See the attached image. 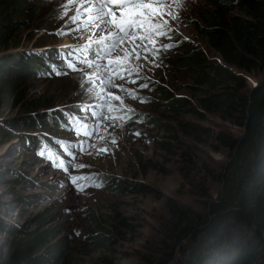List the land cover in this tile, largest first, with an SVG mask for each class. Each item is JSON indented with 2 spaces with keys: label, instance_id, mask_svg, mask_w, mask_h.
Instances as JSON below:
<instances>
[{
  "label": "rangeland",
  "instance_id": "rangeland-1",
  "mask_svg": "<svg viewBox=\"0 0 264 264\" xmlns=\"http://www.w3.org/2000/svg\"><path fill=\"white\" fill-rule=\"evenodd\" d=\"M47 3L5 50L31 62L34 71L16 95L0 103L5 131L0 249L34 230L35 217L43 214L50 221L45 227L58 229L68 264H144L142 257L158 255L168 200L197 213L202 212L197 186L215 194L212 177L226 162L215 135L237 138L242 132L203 112L199 121L160 105L159 92L165 91L201 112L192 75L180 69L176 53L197 49L207 63L219 61L195 34L207 5L203 0ZM58 53L66 58L54 56ZM237 73L246 93L264 79L258 71ZM52 114H60L64 125L52 122ZM73 116L83 120L85 133L74 132ZM30 119L40 126H24ZM177 121L194 126L201 138L181 132ZM30 141L39 145L30 147ZM187 157L190 163L184 162ZM93 234L110 241L97 245L86 238Z\"/></svg>",
  "mask_w": 264,
  "mask_h": 264
},
{
  "label": "trees",
  "instance_id": "trees-1",
  "mask_svg": "<svg viewBox=\"0 0 264 264\" xmlns=\"http://www.w3.org/2000/svg\"><path fill=\"white\" fill-rule=\"evenodd\" d=\"M49 1L0 0V52L4 50L9 55L0 58V103L16 95L19 86L25 84L34 71L31 62L5 50L13 48L16 34L28 30ZM203 1L207 10L199 15L195 34L219 61L207 63L197 49L186 48L176 53L177 61L184 66L180 69L192 75L193 88L198 92L195 104L201 112L194 110L188 101L173 98L165 91L159 92L163 99L160 105L165 112L194 114L199 121L203 112L231 122L242 132L237 138L224 133L215 135L214 140L226 150L222 170L212 177L215 194L210 196L203 187L197 186L202 209L197 213L168 200V219L159 225L162 241L158 255L142 257V262L264 264V79L246 93L244 80L237 73H264V0ZM59 54L66 58L61 53L54 56ZM30 60L35 62V67H44L42 61ZM31 105L29 103L28 107ZM60 114H52L49 119L60 123ZM70 121L74 123L73 128L75 124L79 126L74 132H83L82 119L73 116ZM32 124L40 126L36 119L23 123L27 127ZM176 125L187 136L201 138V132L194 126L183 121H177ZM155 126L162 124L156 122ZM41 130V135L47 138L46 129ZM3 132L0 129V141ZM38 145L30 141V147ZM184 162L190 163L189 158ZM48 218L38 214L34 230L2 247L0 264H68L58 229L45 227ZM86 238L103 246L110 241L101 234Z\"/></svg>",
  "mask_w": 264,
  "mask_h": 264
},
{
  "label": "snow or ice",
  "instance_id": "snow-or-ice-1",
  "mask_svg": "<svg viewBox=\"0 0 264 264\" xmlns=\"http://www.w3.org/2000/svg\"><path fill=\"white\" fill-rule=\"evenodd\" d=\"M135 15H137V13L130 15L127 20L132 19Z\"/></svg>",
  "mask_w": 264,
  "mask_h": 264
},
{
  "label": "water",
  "instance_id": "water-1",
  "mask_svg": "<svg viewBox=\"0 0 264 264\" xmlns=\"http://www.w3.org/2000/svg\"><path fill=\"white\" fill-rule=\"evenodd\" d=\"M7 52H8V51H7ZM4 53H5L4 51H3V52H0V55H1V54H4ZM252 88H253V87H252ZM252 88H251V89H252Z\"/></svg>",
  "mask_w": 264,
  "mask_h": 264
}]
</instances>
